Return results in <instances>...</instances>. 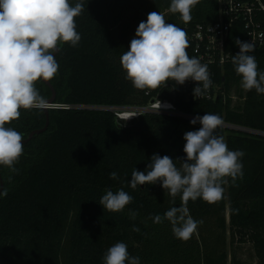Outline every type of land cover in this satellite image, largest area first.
<instances>
[{"label": "trees", "instance_id": "obj_1", "mask_svg": "<svg viewBox=\"0 0 264 264\" xmlns=\"http://www.w3.org/2000/svg\"><path fill=\"white\" fill-rule=\"evenodd\" d=\"M170 3L84 0L82 13L74 18L81 41L77 47L60 45L55 56L59 68L48 81L55 93L54 104L83 109L50 108L46 115L44 110L21 108L20 117L6 124L25 139L48 119L46 131L23 144V154L15 165L18 172L0 166L7 189V196L0 198V264H103L107 249L121 241L130 255L141 258V264H227L226 232L230 243H251L256 264H264V136L237 129L264 133V94L244 90L239 93L242 104L238 106H231L229 98L232 87L241 81L231 57L239 52L235 40L246 41L242 25L232 26L222 65L218 50L207 58L201 49L204 58L200 59L192 36L198 26L217 21L216 0H199L188 23L179 13L167 11ZM153 11L164 13L166 23L183 28L189 56L208 65L213 83L206 96L193 98L197 83L191 81L185 88L190 79L182 85L169 80L157 89L139 90L125 78L120 58L139 23ZM262 29L264 32V18ZM251 54L258 70L264 71V43ZM35 87L46 100L51 97L52 91L41 79ZM152 100L171 102L181 116L145 113L125 123L99 109L122 110ZM206 112L223 118L216 134L224 136L229 149L243 150L245 156L243 177L234 183L226 177L220 200L208 203L198 198L188 203L194 219H212L219 232L214 247L202 250L196 232L182 241L174 237L167 220L157 224L151 219L179 206V196L173 204L159 181L135 189L128 181L135 169L145 170L154 153L183 158L184 132L199 129L201 125H192L190 120ZM175 163L179 167L181 162ZM112 171L118 173L117 179L109 177ZM120 188L133 197L132 202L121 212L104 210L99 201L105 190ZM129 210L137 213L135 219L130 218ZM230 264L241 263L231 256Z\"/></svg>", "mask_w": 264, "mask_h": 264}, {"label": "clouds", "instance_id": "obj_2", "mask_svg": "<svg viewBox=\"0 0 264 264\" xmlns=\"http://www.w3.org/2000/svg\"><path fill=\"white\" fill-rule=\"evenodd\" d=\"M199 0H171L167 11L179 13L184 23L192 19L191 11ZM84 8V0H0V166H7L10 172H18L15 167L23 154L22 135L6 124L18 119L20 109L45 110L50 103L35 87L38 79L51 81L59 64L55 52L63 43L77 47L81 34L76 30L75 17ZM239 52L231 60L235 72L241 77L240 86L245 91L255 89L264 94V71L258 70V62L251 53L255 50L253 41L235 40ZM186 31L173 23H166L162 12H150L147 19L136 28L130 45L120 63L125 78L139 90L157 89L167 81L184 84L187 80L198 82L193 88L194 97L206 96L212 80L208 65L200 59L190 57ZM161 103L159 101L158 109ZM140 113L124 114V119ZM141 115V114H140ZM201 127L185 131L183 158L175 160L168 155L154 153L144 171L135 169L128 181L131 188L158 181L175 204L163 216L151 217L153 223L171 224L176 239L187 241L202 220L190 215L189 201L198 198L215 203L222 198L223 184L231 177L233 183L242 178L243 150L229 149L224 136L216 130L223 125V118L214 113L197 114L190 124ZM176 161H180L177 167ZM117 179L118 173H109ZM11 179V177H9ZM7 196V189L0 188V198ZM133 197L123 188L112 191L106 189L99 203L103 209L121 212L130 204ZM130 218L137 213L129 210ZM134 231H139L133 227ZM103 264H141L139 256L130 255L124 242L110 246L103 256Z\"/></svg>", "mask_w": 264, "mask_h": 264}, {"label": "built area", "instance_id": "obj_3", "mask_svg": "<svg viewBox=\"0 0 264 264\" xmlns=\"http://www.w3.org/2000/svg\"><path fill=\"white\" fill-rule=\"evenodd\" d=\"M216 4L218 15L217 21L205 26L204 28L198 26L192 36V41L194 42L195 48L194 52L199 54L200 59H203L204 55L208 58L210 56V52L218 50L220 57L219 63L222 65L224 62V46L228 40V35L232 26L236 23H240L242 25V30L247 42L253 41L256 47L262 46L264 43V32L262 29V19L264 18V0H216ZM201 49L203 50L204 55L200 53ZM226 57H228V55H226ZM191 81L192 80L186 83L185 88H187ZM193 83L195 84L198 82L193 81ZM186 96V98H188V95ZM159 101L160 100H152L145 106L127 107L122 110L113 107H104L99 109L112 112L118 121H123L125 123H129L131 120L137 119L140 114L142 115L145 113H164L181 116V114L175 110L174 105L166 100L160 101L161 107L158 109ZM50 108L83 109V107L79 106L57 104L50 105L49 109ZM126 112H138L140 114L135 115L126 121L123 118ZM231 128L236 129L234 127ZM237 129L250 134L264 136V133L261 132L240 128Z\"/></svg>", "mask_w": 264, "mask_h": 264}, {"label": "rangeland", "instance_id": "obj_4", "mask_svg": "<svg viewBox=\"0 0 264 264\" xmlns=\"http://www.w3.org/2000/svg\"><path fill=\"white\" fill-rule=\"evenodd\" d=\"M225 48V46H224ZM244 89L239 85H234L231 89L229 98L231 100V106H238L242 104V99L239 98V93H243ZM184 97H187L184 95ZM225 100H223V104ZM1 177V175H0ZM2 180V179H1ZM3 183V182H2ZM226 223L228 221L227 209H225ZM203 223L197 228V236L200 243L202 244V250L213 248L218 230L216 229L215 223L212 219H204ZM224 250L227 253V264H230V257L234 256L241 264H256L257 259L254 254L253 245L251 243H239L236 240L230 243L229 233L226 232L224 235Z\"/></svg>", "mask_w": 264, "mask_h": 264}, {"label": "water", "instance_id": "obj_5", "mask_svg": "<svg viewBox=\"0 0 264 264\" xmlns=\"http://www.w3.org/2000/svg\"><path fill=\"white\" fill-rule=\"evenodd\" d=\"M57 53H58V50L55 52V56H56ZM41 80H42V79H41ZM42 81H43V80H42ZM43 83L46 84V85L50 88V90L52 91V95H51V97H50L49 99H47V100L49 101L50 105H52V104H54V100H55V93H54V91H53V88H52V86L49 84L48 81H43ZM48 109H49V108H48ZM48 109H45V110H44V113H45L46 115L48 114ZM47 126H48V119H46V122H45V125L43 126V128H41V129H39V130H34V131L30 132V133L28 134V136H27L25 139H22V143H23V144H26L27 142H29V141L31 140V138H32L34 135H39V134L45 132L46 129H47ZM2 187H3V183H2V180H1V177H0V188H2Z\"/></svg>", "mask_w": 264, "mask_h": 264}]
</instances>
